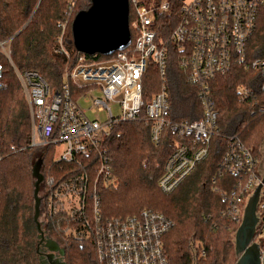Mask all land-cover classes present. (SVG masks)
Returning <instances> with one entry per match:
<instances>
[{"label": "built area", "instance_id": "1", "mask_svg": "<svg viewBox=\"0 0 264 264\" xmlns=\"http://www.w3.org/2000/svg\"><path fill=\"white\" fill-rule=\"evenodd\" d=\"M140 3L128 0L134 14L129 25L135 32L134 44L130 42L126 49L104 59L79 54L72 65H66L59 88H52L35 72L19 73L11 61V40L0 41V55L13 69L29 111L30 147L46 149L54 162L69 165L57 175L52 167L46 176L41 169L42 216L70 221L73 225L64 234L78 243L92 241L97 264H169L163 239L174 226L164 215L147 211L125 219L101 218L99 187L111 183L105 140L113 128L140 121L156 146L164 131L179 135L157 183L159 191L169 195L209 154L218 119L211 98L212 80L241 65L258 71L264 90V59H246V46L264 0H184L176 17L166 1L158 6ZM63 26L54 52L69 59ZM171 54L188 74L190 86L197 89L202 107L198 121L177 123L171 119L164 85L150 98L143 95L148 69L154 67L164 79ZM2 68L0 65V91L6 88ZM238 92L241 100L248 95L244 88ZM81 101L90 105L88 110ZM110 104L118 108L116 114ZM86 111L94 117L89 118ZM224 174L240 177L229 206L233 220L240 225L248 199L264 178V159L258 162L249 150L232 142L220 164L219 177ZM256 217L253 242L259 246V264H264V185ZM200 256H205L204 249Z\"/></svg>", "mask_w": 264, "mask_h": 264}, {"label": "trees", "instance_id": "2", "mask_svg": "<svg viewBox=\"0 0 264 264\" xmlns=\"http://www.w3.org/2000/svg\"><path fill=\"white\" fill-rule=\"evenodd\" d=\"M162 1L169 3L176 17L184 0L140 4L158 6ZM90 5L91 0H0V41L14 37L10 50L16 70L21 74L35 72L49 86L59 88L66 65H72L80 54L72 43L71 23ZM133 15L129 4V25ZM61 26L64 27L63 44L71 55L69 59L55 53L52 45H46L50 29L56 28L58 34ZM162 34L166 36L167 32ZM134 38L135 32L130 30L132 44ZM246 47L248 62L264 59V5ZM0 65L6 83V88L0 91V155L3 156L0 161V264H38L32 166L42 158L46 176L49 167L57 175L69 165L54 162V156L46 149L30 147L32 124L23 91L2 55ZM187 75L171 54L164 79L154 67L148 69L144 78L146 99L165 86L170 117L177 123L202 119L197 89L190 86ZM261 85L258 71L241 65L212 80L211 98L218 119L216 134L210 138L209 154L169 195L162 194L157 183L166 159L174 151L176 141H180L179 135L164 131L156 146L151 142L148 128L140 121L114 127L105 140L111 183L108 187H99L101 218L125 219L144 211L162 214L174 224L163 239L169 264H233L236 260L233 239L239 223L233 220L229 206L240 177L228 174L219 177V169L232 142L249 150L258 162L264 159ZM239 88L248 91L243 100L239 97ZM72 225L61 216L46 217L44 230L64 250L66 264H97L92 241L78 243L64 234ZM202 249L204 257L200 256Z\"/></svg>", "mask_w": 264, "mask_h": 264}, {"label": "water", "instance_id": "3", "mask_svg": "<svg viewBox=\"0 0 264 264\" xmlns=\"http://www.w3.org/2000/svg\"><path fill=\"white\" fill-rule=\"evenodd\" d=\"M128 0H91L90 7L79 12L71 23L72 43L76 52L87 56H111L130 45ZM14 38V37H13ZM12 38V39H13ZM11 39V40H12ZM43 161L38 158L32 166L33 220L37 228L36 255L38 264H44L39 255L45 247L49 255L64 258V250L46 234L42 216L40 189L44 180L41 173ZM264 178L248 199L243 217L234 236L235 264H259V246L253 242L257 224L256 207ZM62 264H65L62 262Z\"/></svg>", "mask_w": 264, "mask_h": 264}, {"label": "rangeland", "instance_id": "4", "mask_svg": "<svg viewBox=\"0 0 264 264\" xmlns=\"http://www.w3.org/2000/svg\"><path fill=\"white\" fill-rule=\"evenodd\" d=\"M138 1H140V2H142V1H145V2H151V3H153V2H155L156 0H138ZM26 26V25H25ZM24 28V27H23ZM22 28V29H23ZM57 30H56V28H52V29H50V31H49V34H48V37H47V44L46 45H48V46H50V45H52L54 48H55V45L57 44V40H56V37H57V32H56ZM81 106H82V108L84 109V110H88V108L90 107V105L88 104V103H83L82 101H81ZM110 106V108L112 109V112L114 113V114H116L117 112H118V108L116 107V105H113V104H110L109 105ZM86 115L89 117V118H93L94 116L92 115V114H90L88 111H86ZM112 186H114V188H115V185H114V183L112 184ZM39 222H40V224L41 223H43V224H45V219H44V217L43 216H40V218H39ZM233 241H234V239H233ZM196 245H198L197 243H196ZM235 262H236V260H235ZM235 262L233 263V264H235Z\"/></svg>", "mask_w": 264, "mask_h": 264}, {"label": "flooded vegetation", "instance_id": "5", "mask_svg": "<svg viewBox=\"0 0 264 264\" xmlns=\"http://www.w3.org/2000/svg\"><path fill=\"white\" fill-rule=\"evenodd\" d=\"M39 255L41 257V261H43L44 264H62V262L65 263V259L61 258L58 254L47 256L49 255V252H47L46 248L42 246L39 249Z\"/></svg>", "mask_w": 264, "mask_h": 264}]
</instances>
